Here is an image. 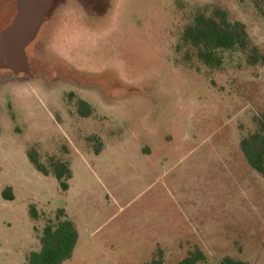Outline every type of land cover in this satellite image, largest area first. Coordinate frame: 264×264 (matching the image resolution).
<instances>
[{
	"label": "rangeland",
	"instance_id": "1",
	"mask_svg": "<svg viewBox=\"0 0 264 264\" xmlns=\"http://www.w3.org/2000/svg\"><path fill=\"white\" fill-rule=\"evenodd\" d=\"M215 8L264 54L259 0L53 1L32 76L0 70V264H24L59 218L80 232L64 264H178L197 248L198 264H264V177L241 147L264 120V63L229 50L212 68L181 40ZM15 12L0 0V31ZM31 149L69 163L67 190Z\"/></svg>",
	"mask_w": 264,
	"mask_h": 264
},
{
	"label": "trees",
	"instance_id": "2",
	"mask_svg": "<svg viewBox=\"0 0 264 264\" xmlns=\"http://www.w3.org/2000/svg\"><path fill=\"white\" fill-rule=\"evenodd\" d=\"M259 1L264 14V0ZM15 13L12 15L11 21ZM181 40L186 48V60L197 58L212 68H222L224 64L223 52L229 50L243 52L252 65L264 63V54L253 44L246 24L241 21H232L228 12L222 8H215L211 13L200 10L193 21L186 25ZM93 110L89 102L83 99L79 101V111L82 116H91ZM241 147L249 164L264 177V120L260 121V128L257 131L243 138ZM28 155L37 170L45 175L54 173L61 187L64 190L69 188L68 180L73 177L69 163L53 160L51 162L52 169H50L40 160L36 150L31 149ZM5 195L8 196L7 192ZM60 213H64V209H61ZM32 214L37 215L34 208H32ZM79 238L80 232L74 221L59 218L57 222H49L41 238V250L32 252L24 264H64L73 258ZM205 260V253L197 248L178 264H198ZM153 264H163V261L156 259L153 260ZM224 264L246 263L227 257L224 259Z\"/></svg>",
	"mask_w": 264,
	"mask_h": 264
},
{
	"label": "water",
	"instance_id": "3",
	"mask_svg": "<svg viewBox=\"0 0 264 264\" xmlns=\"http://www.w3.org/2000/svg\"><path fill=\"white\" fill-rule=\"evenodd\" d=\"M54 0H16L17 12L0 31V70L32 76L28 47L38 37Z\"/></svg>",
	"mask_w": 264,
	"mask_h": 264
}]
</instances>
